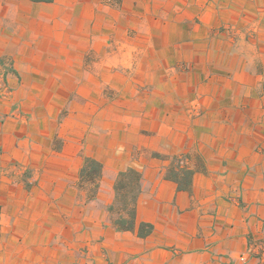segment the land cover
Segmentation results:
<instances>
[{
    "label": "crops",
    "instance_id": "crops-1",
    "mask_svg": "<svg viewBox=\"0 0 264 264\" xmlns=\"http://www.w3.org/2000/svg\"><path fill=\"white\" fill-rule=\"evenodd\" d=\"M0 60V264H259L264 0H0ZM129 168L134 232L110 212Z\"/></svg>",
    "mask_w": 264,
    "mask_h": 264
},
{
    "label": "trees",
    "instance_id": "trees-1",
    "mask_svg": "<svg viewBox=\"0 0 264 264\" xmlns=\"http://www.w3.org/2000/svg\"><path fill=\"white\" fill-rule=\"evenodd\" d=\"M34 3H52L54 0H29ZM4 60H0V75L5 76L9 72V67H5ZM3 68V71H2ZM102 174V165L92 159H86L80 172L79 187L87 182L90 184L89 200H94L98 187L99 180ZM192 173L189 171H182L181 180L178 174L174 171L169 173L170 178L180 183V186L188 185L189 178ZM116 199L114 205L110 207L111 214L114 215L112 223L118 231L134 232L136 230V202L140 192V173L129 168L118 174L115 184ZM138 236L146 238L152 232V226L141 223L138 225Z\"/></svg>",
    "mask_w": 264,
    "mask_h": 264
},
{
    "label": "rangeland",
    "instance_id": "rangeland-1",
    "mask_svg": "<svg viewBox=\"0 0 264 264\" xmlns=\"http://www.w3.org/2000/svg\"><path fill=\"white\" fill-rule=\"evenodd\" d=\"M212 35L210 36V39H208V40H217V39H221V38H224V37H226V40L227 41H230L231 43L237 38V36H238V31L237 30H235V29H232V28H230V27H221V28H219V29H216V30H213L212 31V33H211ZM211 38H213V39H211ZM206 40V39H205ZM213 43H215V42H213ZM215 46H213V48H212V52H216V50H215ZM211 51V47H209V50H208V52H210ZM3 92V94H4V92H5V88H4V85H2L1 87H0V94ZM178 166V165H177Z\"/></svg>",
    "mask_w": 264,
    "mask_h": 264
},
{
    "label": "built area",
    "instance_id": "built-area-1",
    "mask_svg": "<svg viewBox=\"0 0 264 264\" xmlns=\"http://www.w3.org/2000/svg\"><path fill=\"white\" fill-rule=\"evenodd\" d=\"M177 161L179 166H185V159L183 157L179 158ZM248 255L259 260V264H264V243L252 244L248 249ZM247 259L248 257L245 255L238 258L241 263H245Z\"/></svg>",
    "mask_w": 264,
    "mask_h": 264
}]
</instances>
